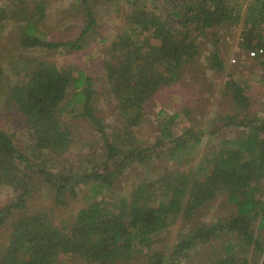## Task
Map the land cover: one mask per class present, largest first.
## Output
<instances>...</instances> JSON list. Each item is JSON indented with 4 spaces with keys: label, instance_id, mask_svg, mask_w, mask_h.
<instances>
[{
    "label": "trees",
    "instance_id": "obj_1",
    "mask_svg": "<svg viewBox=\"0 0 264 264\" xmlns=\"http://www.w3.org/2000/svg\"><path fill=\"white\" fill-rule=\"evenodd\" d=\"M50 1L17 0V14L23 19L17 40L24 51L80 50L96 24L91 1L108 4L113 0H78L84 18L81 31L75 38L56 41L47 39L42 31ZM123 1L138 12L123 28L125 36L118 35L107 47L100 79L115 113L124 121L118 130L110 133L95 112L94 80L85 71L75 73L37 56H28L18 67V79L6 98L23 118L30 141L21 151L11 134L0 127V185L10 186L14 192L0 207V234L7 232V243H0V264H54L63 256L83 264L128 260L151 249L155 235L171 216L182 213V220L190 219L219 197L232 204L235 212L195 229L192 237L176 245L170 262L184 256L196 238L213 241L224 233L227 241L208 264H264V113H249L250 99L239 79L228 73L224 83V96L240 110L221 117L223 126L233 133L217 139L214 149L197 160L189 158L187 151L201 142L202 132L192 127L174 132L178 113L162 117L152 145H136L134 134L149 113L146 103L160 87L176 83L185 65L197 55L190 25L201 32L220 22L241 21L240 48L264 47L260 31L264 0H249L245 6H229L228 0H189L183 13L177 9L184 0H170L178 5L169 16L158 13L152 2L153 9L148 10L141 0ZM10 8V4L0 6V29L6 26ZM261 57L263 61L264 53L251 59ZM207 60L213 70H224L218 51L210 52ZM65 113L86 119L97 144L95 148L89 144L90 150L80 160L81 171L52 168L55 163L50 155L57 157L72 141L63 121ZM163 158L166 168L161 171L155 163ZM176 160H183L185 167L175 168ZM193 160L195 169L190 173L185 168ZM148 164H154L152 172L141 175L142 169L135 170L125 192L112 190L115 179ZM37 181L53 192L52 208L65 204L66 196L75 197L76 185L89 186L82 194L85 205L73 215L71 224L59 226L52 210L30 206ZM167 260L168 256L154 250L143 264H166Z\"/></svg>",
    "mask_w": 264,
    "mask_h": 264
},
{
    "label": "rangeland",
    "instance_id": "obj_2",
    "mask_svg": "<svg viewBox=\"0 0 264 264\" xmlns=\"http://www.w3.org/2000/svg\"><path fill=\"white\" fill-rule=\"evenodd\" d=\"M170 0H141L146 4L148 10H152L150 2L156 5L158 13L162 12L169 16L174 12V5ZM174 1V0H172ZM182 1V0H178ZM195 3L198 1L193 0ZM249 0H228L229 6L242 4ZM140 2V1H139ZM189 0H184L182 8L177 9V13H183L189 6ZM10 4L8 10L9 19L6 26L0 29V127L11 134L16 147L25 151L29 143V135L25 132L23 118L17 113L6 98L8 90L18 79V67L28 56L44 57L52 60L57 65L68 66L75 71H85L94 80L95 96L93 105L95 112L103 119L106 129L112 133L122 127L121 120L113 109V103L108 99L106 90L103 89V82L100 79L103 75L102 64L105 62L107 47L122 33L129 18L133 17L137 10L126 4L123 0H113L111 3L91 1L95 13L96 24L84 38L82 48L77 51H67L65 48L53 50L30 49L24 51L20 48L17 37L18 29L23 19L18 16L20 10L17 0H0V6ZM78 0H51L46 6L43 24V35L49 40H65L75 38L83 27V13L79 10ZM183 9V11H182ZM154 11V10H153ZM160 11V12H159ZM18 13V14H17ZM177 16V15H176ZM42 28V29H43ZM243 26L238 23H223L198 32L190 25V33L196 39L198 53L185 65L176 83L170 86L160 87L151 99L146 103L148 115L143 122L134 128L136 145H152L157 138L158 125L166 114L178 113L174 132L182 133L186 128L192 127L195 132H202L201 142L195 147L189 148L187 156L197 160L205 151L214 149V142L233 133L223 126L221 117L234 115L239 112L230 101L224 96V83L228 73L235 75L245 86L250 99V114L264 113V60L251 59L248 51L240 48V32ZM264 33V25L260 27ZM219 52L224 63L223 71L213 70L209 66L207 57L210 52ZM163 111V112H161ZM187 111V112H186ZM243 113L241 112V117ZM63 121L67 123L72 133V141L65 150L57 157L50 155L55 165L54 170L81 171V159L86 157L89 144L94 148L97 144L93 141L91 124L82 117L63 115ZM219 127V129H215ZM239 130H237L238 132ZM241 131V130H240ZM236 133V132H234ZM91 138V139H89ZM165 158L157 161L155 165L165 170ZM157 160V159H156ZM161 160V159H160ZM187 165L190 173L195 169V162ZM175 168H184V161H175ZM174 163V162H173ZM154 164L141 167H134L126 174L118 177L114 181L113 189L117 193L125 192L132 184L137 174L141 170V175L150 173ZM82 167V166H81ZM163 167V168H162ZM158 168V171L160 172ZM38 188L34 192L30 206L52 210L56 223L59 226L69 225L73 221L76 211L85 205L86 200L82 194L88 191L89 186L81 188L76 185L77 195L66 196L65 204L52 208L54 194L43 182H35ZM111 191V190H110ZM108 193H110L108 191ZM109 195V194H108ZM14 196L13 189L7 185H0V207L5 205ZM235 212L232 204L226 202L224 197H219L210 203L209 207L200 209L190 219L182 220V213L171 216L167 225L158 232L153 240L149 251L137 254L128 260H117L113 264H143L152 251H161L168 256L166 264H208L219 254L222 245L227 241V236L220 233L213 241L195 239V243L185 252V255L171 263L172 253L178 243L194 235L197 228L207 226L210 222L229 217ZM7 232L2 230L0 243L4 240ZM2 248L0 247V253ZM171 257V258H169ZM54 264H83L79 260L70 256H63Z\"/></svg>",
    "mask_w": 264,
    "mask_h": 264
},
{
    "label": "built area",
    "instance_id": "obj_3",
    "mask_svg": "<svg viewBox=\"0 0 264 264\" xmlns=\"http://www.w3.org/2000/svg\"><path fill=\"white\" fill-rule=\"evenodd\" d=\"M263 53H264V47L259 46V47L255 48V49H252V50L248 51V56L250 58H253V57H256L258 55H262Z\"/></svg>",
    "mask_w": 264,
    "mask_h": 264
}]
</instances>
